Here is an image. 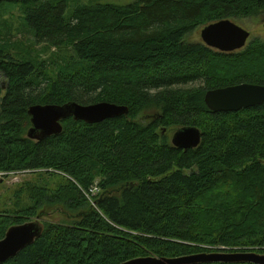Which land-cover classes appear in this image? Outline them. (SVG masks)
<instances>
[{
	"label": "trees",
	"instance_id": "obj_1",
	"mask_svg": "<svg viewBox=\"0 0 264 264\" xmlns=\"http://www.w3.org/2000/svg\"><path fill=\"white\" fill-rule=\"evenodd\" d=\"M65 8L64 0L0 3V174L38 175L18 185L27 204L0 213V240L39 213L74 217L43 219L42 236L4 264L264 254V103L237 113L204 103L210 90L264 85V41L227 54L186 40L197 27L264 13V0H135L77 6L69 19ZM16 11L34 45L76 57L52 55L48 66L14 58L4 41L20 33ZM68 102H108L128 114L94 125L67 119L59 135L26 138L31 106ZM187 126L201 143L178 150L170 137Z\"/></svg>",
	"mask_w": 264,
	"mask_h": 264
},
{
	"label": "water",
	"instance_id": "obj_2",
	"mask_svg": "<svg viewBox=\"0 0 264 264\" xmlns=\"http://www.w3.org/2000/svg\"><path fill=\"white\" fill-rule=\"evenodd\" d=\"M25 2L28 0H0L3 2ZM202 44L220 53H234L243 50L249 33L231 20H222L210 24L200 32ZM206 107L212 112L237 113L264 103V85L238 84L208 91L204 96ZM30 127L26 138L42 142L59 135L61 122L73 119L88 125L99 124L106 120L127 116L128 108L108 102L81 105L68 102L63 105H34L28 109ZM201 143V133L195 127L177 129L171 138V145L182 151L194 150ZM46 213H39L31 221L9 227L0 240V264L16 257L25 248L34 244L43 233L42 220ZM68 219L74 217L67 216ZM121 264H264V255L255 252H209L184 255L174 258L142 257Z\"/></svg>",
	"mask_w": 264,
	"mask_h": 264
},
{
	"label": "rangeland",
	"instance_id": "obj_3",
	"mask_svg": "<svg viewBox=\"0 0 264 264\" xmlns=\"http://www.w3.org/2000/svg\"><path fill=\"white\" fill-rule=\"evenodd\" d=\"M66 3V8L64 10V18L69 19L71 17L72 11L77 6H95V5H116V6H127L132 4L135 0H64ZM16 17L13 18L12 21V30H17L20 33L15 36V38H6L4 43L7 44V48L11 49V55L14 58H22L26 56L27 54L30 55L29 59L32 61L37 62H46V66L49 65V57L52 55L58 56V63H61L63 59H66L71 55V57H76L74 52L72 50H55L49 47H46L44 45H34L33 44V37L28 31H25V29L21 26V21L18 16V12L16 11L14 13ZM5 20L8 19V17L4 18ZM233 23H235L237 26L244 29L246 32L249 33V39L247 40V43L244 47L246 49L253 41H264V13H260L256 16H252L247 19L243 20H233ZM207 26V25H206ZM205 26V27H206ZM204 27H197L195 30L187 36V41L193 44L201 43L202 41L200 39V32L203 30ZM4 40V39H2ZM1 40V41H2ZM11 43V45H8ZM17 43V44H14ZM243 49V50H244ZM240 50V51H243ZM238 51V52H240ZM27 55V56H28ZM39 66V65H37ZM254 69H261L260 66H255ZM6 82L3 79H0V87H5ZM196 86V85H194ZM154 112H147L140 115L141 122L143 124H146L149 122L150 118L154 115ZM173 135V134H172ZM170 137V142L171 138ZM37 174L31 175L28 173H17V174H8L3 175L0 174V213L2 212H14L18 208H22L27 204L26 198L23 195L22 198L18 199L17 191H18V185L23 183L24 181H30L34 178H37ZM44 176V175H41ZM45 180H49V177L44 176ZM53 179H58L53 178ZM98 184L95 183L93 186H91L90 189L95 188L98 190ZM99 193V191H97ZM94 198V197H93ZM94 205V204H93ZM58 212V211H57ZM61 212V211H59ZM48 216L44 218V220L51 221V222H65L66 217L61 214H51L50 212H47ZM212 249H214L212 247ZM237 251H244L240 249H231L230 252H237ZM198 253H209V252H198ZM194 253V254H198ZM259 254V253H258ZM260 255H264L261 254Z\"/></svg>",
	"mask_w": 264,
	"mask_h": 264
},
{
	"label": "built area",
	"instance_id": "obj_4",
	"mask_svg": "<svg viewBox=\"0 0 264 264\" xmlns=\"http://www.w3.org/2000/svg\"><path fill=\"white\" fill-rule=\"evenodd\" d=\"M97 191H99V189L97 190L96 189V187L95 188H92V189H89V191H88V195L86 196L88 199H93V197H95L97 194H98V192Z\"/></svg>",
	"mask_w": 264,
	"mask_h": 264
},
{
	"label": "bare ground",
	"instance_id": "obj_5",
	"mask_svg": "<svg viewBox=\"0 0 264 264\" xmlns=\"http://www.w3.org/2000/svg\"><path fill=\"white\" fill-rule=\"evenodd\" d=\"M88 195V194H87ZM211 253H213V252H211Z\"/></svg>",
	"mask_w": 264,
	"mask_h": 264
}]
</instances>
